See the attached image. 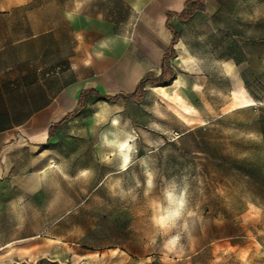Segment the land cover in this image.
I'll return each mask as SVG.
<instances>
[{
  "label": "rangeland",
  "instance_id": "rangeland-1",
  "mask_svg": "<svg viewBox=\"0 0 264 264\" xmlns=\"http://www.w3.org/2000/svg\"><path fill=\"white\" fill-rule=\"evenodd\" d=\"M57 1L138 15L132 0ZM203 1L173 20L169 79L139 101L87 99L41 153H15L0 175V264H264V0ZM53 10L0 0V44ZM111 128L132 136L126 166ZM170 192L184 206L161 223Z\"/></svg>",
  "mask_w": 264,
  "mask_h": 264
},
{
  "label": "crops",
  "instance_id": "crops-1",
  "mask_svg": "<svg viewBox=\"0 0 264 264\" xmlns=\"http://www.w3.org/2000/svg\"><path fill=\"white\" fill-rule=\"evenodd\" d=\"M185 1L132 0L138 15L122 20L52 0V16L9 34L0 44V175L15 153L52 144L49 127L77 107L83 91H93L89 100L131 92L144 75H159L172 38L166 22L185 15Z\"/></svg>",
  "mask_w": 264,
  "mask_h": 264
},
{
  "label": "trees",
  "instance_id": "trees-1",
  "mask_svg": "<svg viewBox=\"0 0 264 264\" xmlns=\"http://www.w3.org/2000/svg\"><path fill=\"white\" fill-rule=\"evenodd\" d=\"M205 8V3L203 0H186L185 1V15L178 13V17L181 19H190L196 11L203 10ZM169 16L171 15L170 11H167L166 13ZM166 26L169 28L172 34L171 42L168 46V51L162 56L161 61V73L157 76H154L153 74H146L144 75L138 82L136 88L131 92H120L116 93L114 95H99V99L102 100H111L116 101L120 98H128L135 101H139L143 94H144V86L146 83H150L151 85H155L158 83H161L167 79H169L173 72L171 67L168 65L167 60L173 55L174 53V44L177 41V38L179 36L178 31L173 27L172 24H170L169 21L166 22ZM93 93L92 90L83 91L79 97L77 107L71 112H68L65 114L61 119L55 121L52 123V126L49 127L48 133L52 134L56 129H58L62 122L68 118L69 115L73 113H77L79 109L87 102L88 95Z\"/></svg>",
  "mask_w": 264,
  "mask_h": 264
},
{
  "label": "clouds",
  "instance_id": "clouds-1",
  "mask_svg": "<svg viewBox=\"0 0 264 264\" xmlns=\"http://www.w3.org/2000/svg\"><path fill=\"white\" fill-rule=\"evenodd\" d=\"M113 123H117V121H113ZM131 139V137H129ZM110 143H115L118 147L121 148V152L123 154V165H127L129 163V156L127 155V152L125 150H129V146L127 142L124 143H119L118 141L110 142ZM167 197L169 200L170 208L166 210L167 215L163 216L161 218V221L166 222V221H171L174 218H177L181 215V209L184 206V200L182 195L180 197H176L173 193H167ZM174 205V207H172ZM178 239V237H177Z\"/></svg>",
  "mask_w": 264,
  "mask_h": 264
},
{
  "label": "bare ground",
  "instance_id": "bare-ground-1",
  "mask_svg": "<svg viewBox=\"0 0 264 264\" xmlns=\"http://www.w3.org/2000/svg\"><path fill=\"white\" fill-rule=\"evenodd\" d=\"M176 81L179 82V83L182 82V79L180 78V76H178ZM113 121H115V119H113ZM109 132H110V135H108L106 137V141L108 142V146H110L114 150H118L120 152H121V148L118 147L115 143H110V142L118 141L121 144L124 143V142H127L128 146H129V143H130V141L132 139L131 134H129V133L118 134V132L115 129H113V128L109 129ZM129 137H131V139H129ZM125 151L127 152V150H125Z\"/></svg>",
  "mask_w": 264,
  "mask_h": 264
},
{
  "label": "snow or ice",
  "instance_id": "snow-or-ice-1",
  "mask_svg": "<svg viewBox=\"0 0 264 264\" xmlns=\"http://www.w3.org/2000/svg\"><path fill=\"white\" fill-rule=\"evenodd\" d=\"M161 223H164L163 221H161Z\"/></svg>",
  "mask_w": 264,
  "mask_h": 264
}]
</instances>
